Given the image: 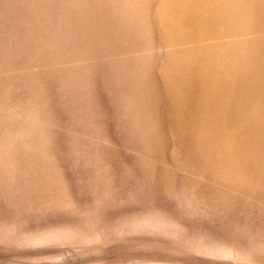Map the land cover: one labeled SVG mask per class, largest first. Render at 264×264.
Instances as JSON below:
<instances>
[{
	"label": "rangeland",
	"instance_id": "374dc122",
	"mask_svg": "<svg viewBox=\"0 0 264 264\" xmlns=\"http://www.w3.org/2000/svg\"><path fill=\"white\" fill-rule=\"evenodd\" d=\"M0 264H264V0H0Z\"/></svg>",
	"mask_w": 264,
	"mask_h": 264
}]
</instances>
